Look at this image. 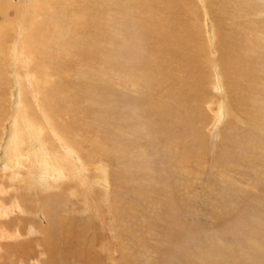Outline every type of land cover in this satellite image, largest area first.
Wrapping results in <instances>:
<instances>
[{
    "label": "rangeland",
    "instance_id": "1",
    "mask_svg": "<svg viewBox=\"0 0 264 264\" xmlns=\"http://www.w3.org/2000/svg\"><path fill=\"white\" fill-rule=\"evenodd\" d=\"M2 7L0 264H264V0Z\"/></svg>",
    "mask_w": 264,
    "mask_h": 264
},
{
    "label": "bare ground",
    "instance_id": "2",
    "mask_svg": "<svg viewBox=\"0 0 264 264\" xmlns=\"http://www.w3.org/2000/svg\"><path fill=\"white\" fill-rule=\"evenodd\" d=\"M4 2H5V0H0V12H2V10H3V5H4ZM4 11V10H3ZM3 15H4V13H3ZM0 46H2L3 45V43H4V39L1 37L0 38ZM20 45H21V43H20ZM11 46V45H10ZM1 49V48H0ZM15 98V97H14ZM14 101H16V100H14ZM21 112H22V110H21ZM17 119H20V117H17ZM15 121V120H14ZM16 122V124L18 123L17 121H15ZM25 125H27V128H29L30 130L32 129L31 128V126H29V123L27 122V124L25 123ZM10 126H12L11 124H10ZM15 139H16V142L18 143V149L20 148V146H19V141H20V137H19V135L17 134V132L15 131ZM7 138V137H6ZM60 138V137H59ZM33 142H34V146L32 145L31 146V151L32 150H34V152H32L31 154L29 153L28 154V156L29 157H31L32 159H33V161L31 160V162H32V168L34 169V170H37V171H39L40 172V178L44 175L45 176V178L44 179H46L47 178V176H46V174H44L45 172L41 169V167H44V165L43 164H45V167H44V170H46V171H49L50 172V170L52 169L51 168V163H50V160H48V158H47V155H46V151H45V149H44V145H43V142L39 139V141H37V143L35 142V140H33ZM27 145V144H26ZM29 145V144H28ZM9 146V143H8V145L6 146V149L4 148V147H2V149H1V151H0V159H3V161H6L5 160V157H7L8 155H9V157L10 156H12V151H11V149L8 147ZM67 146H69V145H67ZM30 147V146H29ZM50 154V153H49ZM23 156V155H22ZM25 156H27V155H25ZM43 156V157H42ZM24 158V157H23ZM30 158V159H31ZM43 158H44V161H43ZM12 159V161H16V162H18V160L17 159H15L14 157L13 158H11ZM26 159H27V157H26ZM54 161V160H53ZM52 162V161H51ZM19 163V162H18ZM23 162L21 161L20 163H19V165L20 164H22ZM43 165V166H42ZM15 167V168H17V167H20V166H18L17 164H14V165H12V167ZM51 168V169H50ZM42 172H44V173H42ZM59 173V172H58ZM12 176H13V173H12ZM11 178V177H10ZM12 178H14V177H12ZM43 179V178H42ZM41 182V181H40ZM12 188V187H11ZM1 189V188H0ZM12 189H14V188H12ZM8 207L7 206H2L1 205V203H0V216H2V214L4 215L6 212H8ZM1 226V225H0ZM3 228V227H2ZM5 233V231H4V229H2L1 230V233H0V235H3ZM15 233V235H17V236H19L20 235V233H18L17 231H15L14 232ZM10 234V233H9ZM8 234V235H9ZM6 236V235H5ZM10 247V246H9ZM13 248V250H18V255H19V257H23V256H26V253H27V248H26V246L23 244V245H16L15 247H12ZM11 248V249H12ZM15 260V259H14ZM16 261V260H15Z\"/></svg>",
    "mask_w": 264,
    "mask_h": 264
}]
</instances>
